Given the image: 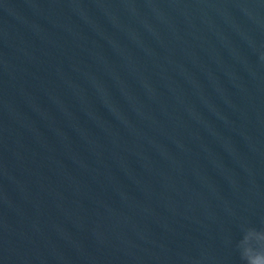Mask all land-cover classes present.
Masks as SVG:
<instances>
[{"label": "water", "instance_id": "1", "mask_svg": "<svg viewBox=\"0 0 264 264\" xmlns=\"http://www.w3.org/2000/svg\"><path fill=\"white\" fill-rule=\"evenodd\" d=\"M264 230V0H0V264H244Z\"/></svg>", "mask_w": 264, "mask_h": 264}, {"label": "clouds", "instance_id": "2", "mask_svg": "<svg viewBox=\"0 0 264 264\" xmlns=\"http://www.w3.org/2000/svg\"><path fill=\"white\" fill-rule=\"evenodd\" d=\"M238 247L244 264H264V230L247 229Z\"/></svg>", "mask_w": 264, "mask_h": 264}]
</instances>
